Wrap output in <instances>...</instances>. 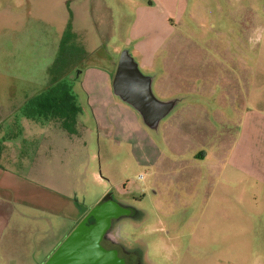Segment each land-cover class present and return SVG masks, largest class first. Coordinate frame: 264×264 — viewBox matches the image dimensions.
<instances>
[{
	"label": "rangeland",
	"instance_id": "1",
	"mask_svg": "<svg viewBox=\"0 0 264 264\" xmlns=\"http://www.w3.org/2000/svg\"><path fill=\"white\" fill-rule=\"evenodd\" d=\"M66 26L71 135L23 116ZM121 56L168 107L152 123ZM105 195L132 264H264V0H0V264H43Z\"/></svg>",
	"mask_w": 264,
	"mask_h": 264
},
{
	"label": "water",
	"instance_id": "2",
	"mask_svg": "<svg viewBox=\"0 0 264 264\" xmlns=\"http://www.w3.org/2000/svg\"><path fill=\"white\" fill-rule=\"evenodd\" d=\"M116 91L139 109L148 123H152L167 106L155 102L148 90V82L142 80L130 59L119 57L112 76ZM133 210L113 201L108 195L92 207L73 227L56 250L43 264H132L131 259L117 247L105 243L102 234L110 221Z\"/></svg>",
	"mask_w": 264,
	"mask_h": 264
},
{
	"label": "trees",
	"instance_id": "3",
	"mask_svg": "<svg viewBox=\"0 0 264 264\" xmlns=\"http://www.w3.org/2000/svg\"><path fill=\"white\" fill-rule=\"evenodd\" d=\"M70 27L61 33L58 41L57 54L46 70V85L33 96L25 100L23 116L34 120L42 118V122H55L68 135L76 133V117L80 107L71 90L70 80L80 72L82 61L77 62L75 76L69 78V70L75 66L77 49L70 44ZM75 51V52H74ZM83 68V67H81ZM38 120V119H37Z\"/></svg>",
	"mask_w": 264,
	"mask_h": 264
},
{
	"label": "crops",
	"instance_id": "4",
	"mask_svg": "<svg viewBox=\"0 0 264 264\" xmlns=\"http://www.w3.org/2000/svg\"><path fill=\"white\" fill-rule=\"evenodd\" d=\"M31 96H33V95H31ZM30 96V97H31ZM28 99V98H27ZM18 139H20V138H18ZM4 140V139H3ZM37 151H38V149H36ZM35 154H36V152H35ZM45 182H48V183H50V180H46ZM33 184H38L37 186H39L40 184L39 183H33ZM38 189H39V187H38ZM47 193V192H46ZM54 194H55V192H54ZM54 194H53V198H54ZM43 197H44V200H47V202H48V208H49V206H50V204H51V200L53 199V198H51L50 197V195L49 194H43ZM114 201V200H113ZM116 202V201H115ZM118 203V202H117ZM118 204H120V203H118ZM121 205V204H120ZM123 206V205H122ZM46 209V208H45ZM72 208H71V206H69V207H67V212H68V215H71V210ZM74 209L76 210L75 212H73L72 214L74 215L73 216V221H74V223L76 224L83 216H85V214L87 213V210L86 209H79V207H78V205H77V203L76 204H74ZM46 210H48V209H46ZM78 210V211H77ZM78 220V221H77ZM47 223H48V228L50 229L51 228V226H50V222L47 220Z\"/></svg>",
	"mask_w": 264,
	"mask_h": 264
}]
</instances>
